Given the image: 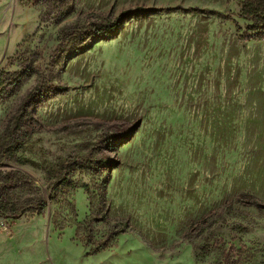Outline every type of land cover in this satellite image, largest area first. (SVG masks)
Instances as JSON below:
<instances>
[{
    "label": "rangeland",
    "instance_id": "1",
    "mask_svg": "<svg viewBox=\"0 0 264 264\" xmlns=\"http://www.w3.org/2000/svg\"><path fill=\"white\" fill-rule=\"evenodd\" d=\"M137 8L156 11L61 53ZM239 15L235 0L2 1L0 143L30 92L58 90L24 148H0L27 210L0 217V264H264V42ZM61 169L77 188L37 215Z\"/></svg>",
    "mask_w": 264,
    "mask_h": 264
},
{
    "label": "trees",
    "instance_id": "2",
    "mask_svg": "<svg viewBox=\"0 0 264 264\" xmlns=\"http://www.w3.org/2000/svg\"><path fill=\"white\" fill-rule=\"evenodd\" d=\"M240 7L239 19L244 22V26H241L238 21H235V26L239 32L245 31L246 34H251L248 40L264 42V0H235ZM154 8H137L131 11H125L121 13L115 20H102L100 22L93 23L88 30L81 31L74 34L72 40H68L65 44L59 48L61 53L68 54V50L74 51L72 54L78 55L87 50H90L96 43L113 38L119 35L124 23L131 17L139 14H150L155 12ZM89 34V35H88ZM90 36L93 39L91 43H85L86 37ZM68 48V49H67ZM74 48V49H73ZM67 58V57H66ZM0 86L3 84L0 82ZM0 91V99L2 98V92ZM58 89L54 85L43 86V88L37 87L30 92L23 101L20 111L16 116L14 123L9 132V137L0 143V148L7 150L13 157L24 148L26 136L23 132L24 126L29 115L33 113L39 103L45 101L52 93H55ZM116 138V135L111 137ZM85 162L79 163L78 166L81 169L85 168ZM68 169H61L56 175L55 182L52 187L46 189V193L42 192V199L36 208L37 215H43L46 212L49 202L56 201L58 194L63 187H76V183L71 181L73 175L67 171ZM13 173H8L5 178V182L0 184V217L16 221L27 210L19 206L18 200L14 197L12 191L17 186L14 183L12 176ZM47 195L49 196L47 198ZM80 230V228H79ZM121 232L114 234L116 237ZM111 236L104 243H99L96 248L92 250L93 253L107 248L109 242L114 239Z\"/></svg>",
    "mask_w": 264,
    "mask_h": 264
},
{
    "label": "crops",
    "instance_id": "3",
    "mask_svg": "<svg viewBox=\"0 0 264 264\" xmlns=\"http://www.w3.org/2000/svg\"><path fill=\"white\" fill-rule=\"evenodd\" d=\"M2 1H3V0H0V6H1Z\"/></svg>",
    "mask_w": 264,
    "mask_h": 264
}]
</instances>
